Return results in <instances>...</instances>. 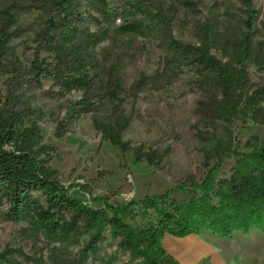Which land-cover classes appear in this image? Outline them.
<instances>
[{
	"label": "rangeland",
	"instance_id": "1",
	"mask_svg": "<svg viewBox=\"0 0 264 264\" xmlns=\"http://www.w3.org/2000/svg\"><path fill=\"white\" fill-rule=\"evenodd\" d=\"M192 1L196 10L177 0H107L118 16L106 24L108 38L86 56V92L64 88L52 69L54 54L40 45L39 34L50 12L45 0H0V44L5 43L0 52V112L13 108L28 123L40 125L49 147L46 159L64 185L87 184L93 196H111L112 202L139 200L200 181L207 170L206 155L217 142L242 152L260 144L264 123L217 117L220 94L214 78L196 65L193 56L176 55L171 46L173 41L198 46L207 29L212 54L228 60L232 43L251 31L256 49L260 48L247 63L244 93H251L264 86V0H250L252 19L244 0ZM94 8L93 0H74L75 16L81 19L68 21L94 31L87 17L99 16ZM6 12L15 21L7 29L8 40L3 33L9 22ZM132 23L146 26V35L121 31V26ZM60 28L58 24V32ZM37 59L43 65L40 76L34 67ZM120 132L128 150L112 140ZM139 151L155 153V163L139 157ZM232 166V161L225 162L219 177H229ZM71 192L95 207L103 206L79 187ZM172 195L187 199L182 191ZM3 209L0 253L22 250L24 256L14 255L18 264H72L70 257L60 260L53 255V246L30 224L5 219ZM215 238L201 240L203 249L191 251L189 263L215 264L214 253L225 246ZM109 242L113 243L110 238L104 243L102 256H117L116 264H140ZM242 248L235 240L237 252ZM90 262L100 264L98 259ZM231 264L246 263L234 259ZM259 264H264V256Z\"/></svg>",
	"mask_w": 264,
	"mask_h": 264
},
{
	"label": "trees",
	"instance_id": "2",
	"mask_svg": "<svg viewBox=\"0 0 264 264\" xmlns=\"http://www.w3.org/2000/svg\"><path fill=\"white\" fill-rule=\"evenodd\" d=\"M183 7L196 10L192 0H177ZM251 8V1L244 0ZM50 10L39 42L54 54L53 70L66 90L88 88V61L90 49L104 42L109 28L118 16L107 0H93L99 16L88 14L96 30H82L68 21L75 16L74 0H45ZM252 19L255 13L250 9ZM7 29L14 24V17L6 12ZM77 19H81L78 18ZM60 24L58 32L56 26ZM82 25V24H81ZM251 29L252 24L249 22ZM124 33L146 35L143 24L121 26ZM207 29L198 46L183 45L173 41L176 55H191L196 65L214 78L220 98L215 113L225 122L251 118L264 123V86L251 93H244L248 82L247 63L260 51L254 44L251 31L244 34L229 48V58H218L211 52ZM0 52L5 43L0 44ZM34 67L38 76L43 65L37 59ZM116 85L119 86L117 83ZM123 129V128H122ZM123 131V130H122ZM112 140L123 150L121 132ZM48 146L44 143L40 125L27 122L13 108L0 112V208L5 219L28 223L34 232L42 235L62 260L70 257L72 264H116L117 256L101 255L103 245L110 238L117 249L131 262L140 264H182L167 252L166 235L186 237L204 231L229 239L236 232L248 233L252 229L264 232V138L249 151L225 147L217 142L215 149L206 155V174L190 186L178 185L174 190L146 195L139 200L112 202L111 196L95 197L87 184L64 185L57 169L46 159ZM155 163V153L143 155ZM232 161L229 177L219 175L225 162ZM87 193L91 200L103 206L95 207L73 194L71 189ZM182 191L187 199H178L172 193ZM75 251V253H74ZM24 256L22 250L7 249L0 253V264H18L14 255Z\"/></svg>",
	"mask_w": 264,
	"mask_h": 264
},
{
	"label": "crops",
	"instance_id": "3",
	"mask_svg": "<svg viewBox=\"0 0 264 264\" xmlns=\"http://www.w3.org/2000/svg\"><path fill=\"white\" fill-rule=\"evenodd\" d=\"M170 237V238H168ZM219 237L212 232L204 231L200 234H192L186 237H175L166 235L164 239V246L168 253L173 255L182 264H190L188 256L191 251L203 249L201 240L212 241ZM190 238L191 241L187 243L179 242L177 239ZM225 244L224 250L221 253H214L216 258L215 264H231V262L242 260L246 264H259L264 256V232L258 229H252L248 233L236 232L232 238H221ZM168 239V242H167ZM235 240L243 244V248L237 252L235 249Z\"/></svg>",
	"mask_w": 264,
	"mask_h": 264
}]
</instances>
